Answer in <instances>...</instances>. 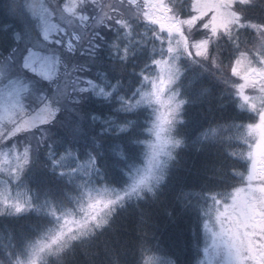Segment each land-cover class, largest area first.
Masks as SVG:
<instances>
[{
  "label": "trees",
  "instance_id": "obj_1",
  "mask_svg": "<svg viewBox=\"0 0 264 264\" xmlns=\"http://www.w3.org/2000/svg\"><path fill=\"white\" fill-rule=\"evenodd\" d=\"M110 1L103 14L97 10L85 24L89 34L95 32L112 44L109 48L101 40L104 63L98 67L107 71L112 81L109 88L115 87L114 103L100 106L96 100L82 102L85 134L72 145L79 149V157L63 151L79 122L76 112L61 114L60 120L67 126L57 122L47 127L49 121L37 117L21 94L24 112L18 107L12 121H4L16 123L13 129L20 120L33 122L35 128L30 131L37 133L39 140L30 149L18 151L13 144L19 147L24 129L12 132L9 138L6 136L11 127L0 132V157L8 150L9 155L17 151L27 165L26 170L22 168L24 179L14 193L21 199L22 208L0 205V264H146L148 257L158 258L156 264H184L188 260L200 264L209 238L197 230L193 240V220L181 214L176 203L178 193L182 188L206 183L209 188L224 189V196L243 181L248 171L247 128L258 119L248 108L245 93L232 71L240 61L252 68L264 65V0H234L233 21L216 30L209 15L190 22L197 15L195 0H155L161 8L165 6L169 13L181 18V29L188 38V46L181 47L173 66L175 92L179 102L185 101L173 135L179 144L159 182L129 194L98 223L91 222L57 237L67 230L63 221L80 205L89 203L91 195L128 190L133 175L145 165L148 143L153 138L154 110L141 101L142 92L158 74L159 63L172 54L162 24L135 7L131 13L126 0ZM40 2L43 7L51 4L48 0ZM24 3L25 0H4L9 10L19 9ZM121 95L128 99L123 108L113 111L120 104L115 97ZM129 100L137 105L136 109L128 110ZM92 112L101 119L114 116L130 130L120 136L99 135L103 125L88 119L87 114ZM21 124L24 123L19 122V127ZM42 124L47 127L46 134L41 131ZM212 129L216 135L204 139L203 134L211 135ZM89 148L93 152L103 149L98 163L95 157L91 165L82 159ZM48 152L54 153L56 167Z\"/></svg>",
  "mask_w": 264,
  "mask_h": 264
},
{
  "label": "rangeland",
  "instance_id": "obj_2",
  "mask_svg": "<svg viewBox=\"0 0 264 264\" xmlns=\"http://www.w3.org/2000/svg\"><path fill=\"white\" fill-rule=\"evenodd\" d=\"M51 4L44 7L48 10L49 17H55L65 24L63 28L73 31L74 35L85 33L89 34L90 28L87 24L97 10L100 14L110 7V0H48ZM234 0H195L194 8L197 12L196 18L190 21L193 23L199 17L210 16L213 29H218L228 25L234 17L231 4ZM140 3L136 6V3ZM125 5L142 10L150 19L156 20L166 29L172 51L169 58L164 59L158 65V74L150 81V86L142 92L141 101L151 106L154 110L153 119V138L148 143V152L145 165L141 168L139 174L133 175L130 188L125 191H113L110 195L103 192L91 195L89 203L80 205L77 212L70 213L63 221V226L67 230L63 231L57 237L62 238L68 232H73L82 226L91 222L102 219L111 207L125 200L131 193L140 191V188H149L154 182H159L163 177L164 168L171 160L176 142L173 135L177 129L179 112L176 111V105L179 103L178 96L174 89L176 80V70L173 68L174 61L181 54V47L188 46L187 36L182 31L181 18L169 13L168 8H161L155 0H126ZM87 29V31H86ZM205 48V43L201 44V49ZM190 49V45L188 47ZM200 51V50H199ZM173 63V64H172ZM247 64L241 61L236 67L235 72L240 73L245 70ZM246 72L244 79L240 80L247 93V102L249 107L257 116L258 122L249 126L250 145V170L246 174L244 181L236 188L231 195L223 196L222 199L215 200V206L225 208L229 213V219L233 222V228L238 237H242L248 242V247L252 248L253 244L259 245L264 241V69L262 73L254 71L252 75ZM248 75V77H246ZM19 95V96H18ZM19 103V105H18ZM22 108L24 112L23 100L21 94L14 95L12 98L5 97L0 101V132L7 128L6 138L13 135L12 132L24 129V134L20 140L19 147L14 142V147L19 149H30L33 144L39 140L38 134H33L30 129L35 127L33 122L20 120L24 124L13 129L16 124H5L15 117L14 111ZM171 114V115H169ZM174 117V118H173ZM255 129V130H253ZM22 132V133H23ZM260 142V144H258ZM258 145V146H257ZM1 153V152H0ZM262 154V155H261ZM258 157V158H257ZM24 168L27 165L19 159V152L9 155V150L0 157V205H13L16 209L22 208L21 199L14 197L17 192L16 185L24 179ZM112 191V190H111ZM21 195H19V198ZM224 200L227 203H224ZM209 231L216 232L219 225H208ZM56 241V238L53 242ZM216 248L213 249V241L209 239L206 245L204 255L200 264H264V254H255L254 252H245L243 256L236 254L231 247L233 240L225 236L223 239L215 241ZM211 250V251H207ZM33 264V263H29Z\"/></svg>",
  "mask_w": 264,
  "mask_h": 264
},
{
  "label": "snow or ice",
  "instance_id": "obj_3",
  "mask_svg": "<svg viewBox=\"0 0 264 264\" xmlns=\"http://www.w3.org/2000/svg\"><path fill=\"white\" fill-rule=\"evenodd\" d=\"M101 40L109 48L112 47L106 37H98L95 32L74 35L68 28L62 30L60 22L55 17H49L48 10L42 6L40 0H25L19 9L13 7L11 10L4 6V0H0V101L5 97L12 98L22 94L27 106L37 117L49 121L47 127L57 122L67 126L60 120L61 114L76 112L79 122L75 126L74 134L69 135L68 144L63 150L73 158L79 157V149H73L72 145L78 144L85 134L82 102L96 100L100 106H111L114 103L115 87L109 88L112 81L107 71L98 67L104 63V44ZM93 68L96 70L93 71ZM115 99L120 101V104L113 111H119L128 98L121 95ZM184 103L185 101L181 100L176 105L177 112ZM74 105L80 106L79 109L72 107ZM136 108L137 105L129 100L128 110ZM87 115L89 120L99 121L103 125L98 130L99 135L109 133L120 136L130 130L121 125L114 116L109 115L108 119H101L94 112ZM47 127L41 125V131L45 134ZM113 128L116 129L114 133L111 131ZM210 132L211 135L203 134L204 139L210 140L216 135L215 129ZM90 139L95 141V137ZM59 142L63 143V138H60ZM176 143L179 144V141ZM118 146L122 145L118 142ZM184 146L187 147V144ZM96 147L99 148V145ZM103 155L102 148L98 152L89 148L82 159L91 165L93 157L98 163V158ZM47 156L52 166L56 167L58 161L54 153L48 152ZM223 194L224 189L209 188L206 183L200 187L182 188L178 193L176 203L181 208V214L191 216L193 220L190 229L193 240L195 241L199 230L213 241V249L216 248V240L228 236L233 240L231 247L237 255L243 256L245 252L264 254V241L249 248L248 242L237 236V230H234L233 222L229 219L230 213L225 208L215 206V200L222 199ZM224 203L227 201L224 200ZM209 224H218L219 230L209 231ZM157 259L148 257L146 264H156ZM184 264L194 262L188 260Z\"/></svg>",
  "mask_w": 264,
  "mask_h": 264
}]
</instances>
